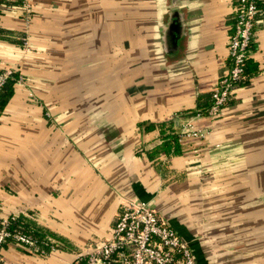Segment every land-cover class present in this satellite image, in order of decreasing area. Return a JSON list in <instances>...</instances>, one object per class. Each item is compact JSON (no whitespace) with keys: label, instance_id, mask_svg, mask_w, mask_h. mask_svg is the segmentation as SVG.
<instances>
[{"label":"crops","instance_id":"0c3cea01","mask_svg":"<svg viewBox=\"0 0 264 264\" xmlns=\"http://www.w3.org/2000/svg\"><path fill=\"white\" fill-rule=\"evenodd\" d=\"M261 2L248 83L221 117L194 118L205 139L180 140L228 68L234 0H29L28 24L21 0H0L12 39L0 38V68L23 78L0 111V220L21 216L56 246L41 256L5 245L0 264H69L135 199L197 264H264ZM173 7L179 23L166 26ZM22 34L29 50L12 42ZM171 134L178 152L164 148Z\"/></svg>","mask_w":264,"mask_h":264},{"label":"built area","instance_id":"2783aa9c","mask_svg":"<svg viewBox=\"0 0 264 264\" xmlns=\"http://www.w3.org/2000/svg\"><path fill=\"white\" fill-rule=\"evenodd\" d=\"M259 1L261 0H234V29L227 41L228 68L210 90L211 103L205 114L209 119L221 117L234 89L244 77L250 46L261 22L257 18L262 14L258 7ZM21 7L28 24L31 18L29 0H21ZM21 40L22 48L29 50L27 35ZM13 72V67L0 68V88ZM16 81L22 83L23 78L19 76ZM28 94L34 98L32 92ZM201 115L196 113L181 124L178 132L180 140L207 137L209 127L196 128L193 122L194 118ZM15 218V215H11L0 220V249L10 245L41 256L55 251L56 246L49 240L39 241L18 227L10 229V222ZM84 257V264H197L189 243L167 219L151 202L137 199L123 203L108 236L86 254H79L69 264H77Z\"/></svg>","mask_w":264,"mask_h":264},{"label":"trees","instance_id":"16d2710c","mask_svg":"<svg viewBox=\"0 0 264 264\" xmlns=\"http://www.w3.org/2000/svg\"><path fill=\"white\" fill-rule=\"evenodd\" d=\"M261 1H259L258 4L259 3L263 4ZM261 6L263 7V5H261ZM257 18L261 19L262 15H259ZM9 35H11V32L6 31L5 29L0 27V38L1 39L11 41L12 39L9 37ZM23 35L24 34H22V36ZM12 42H16L17 44H22L21 38L15 39ZM253 43L254 42L251 43L250 49L253 47ZM247 61H248V57H247L246 64H245L244 77H243V79H241L239 81L238 86L247 84L249 79H250L251 73L247 69ZM18 76H19V73L15 70V72L12 73L11 77L8 78L6 80V82L3 84V86L0 88V111H2L5 108L6 104L9 102L11 96L13 95L14 86H15V83H16ZM208 100H209L208 105L205 108L201 109L200 111H196V113H201L204 115L207 113V109L211 103V92L208 94ZM176 137H177L176 135L171 134V136H169V138L163 143L164 148L167 149L170 145H173L174 146V152H178L177 151L178 145L176 143ZM9 227H10V229H12L13 227H18L24 233L31 235L33 238H35L39 241H41V237L43 236V234H42L43 232H40L39 229H32V228L26 226L21 216H16V218L14 220H11ZM77 264H81V261H79Z\"/></svg>","mask_w":264,"mask_h":264},{"label":"water","instance_id":"95a60500","mask_svg":"<svg viewBox=\"0 0 264 264\" xmlns=\"http://www.w3.org/2000/svg\"><path fill=\"white\" fill-rule=\"evenodd\" d=\"M172 9V11H174V13L172 14V16H171V14H170V17H169V20H168V22L169 23H167V25L166 26H176V24L177 23H179V21H178V17H177V12H175V8L173 7V8H171ZM178 25V24H177ZM166 41H168L167 39H166ZM166 44H167V42H166ZM174 45H176V42L174 43ZM168 47V46H167ZM167 47H165L164 48V50L167 52V53H169L170 52V50L167 48ZM183 238V237H182ZM187 241V240H186ZM188 242V241H187ZM189 243V242H188Z\"/></svg>","mask_w":264,"mask_h":264},{"label":"rangeland","instance_id":"374dc122","mask_svg":"<svg viewBox=\"0 0 264 264\" xmlns=\"http://www.w3.org/2000/svg\"><path fill=\"white\" fill-rule=\"evenodd\" d=\"M28 41H29V39H28ZM154 207V206H153Z\"/></svg>","mask_w":264,"mask_h":264}]
</instances>
